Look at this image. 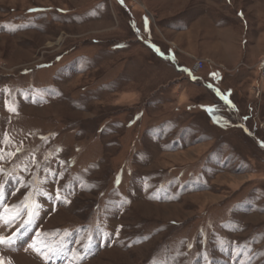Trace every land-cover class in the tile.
Returning a JSON list of instances; mask_svg holds the SVG:
<instances>
[{"label": "rangeland", "instance_id": "1", "mask_svg": "<svg viewBox=\"0 0 264 264\" xmlns=\"http://www.w3.org/2000/svg\"><path fill=\"white\" fill-rule=\"evenodd\" d=\"M262 142L264 0H0V264H264Z\"/></svg>", "mask_w": 264, "mask_h": 264}, {"label": "snow or ice", "instance_id": "2", "mask_svg": "<svg viewBox=\"0 0 264 264\" xmlns=\"http://www.w3.org/2000/svg\"><path fill=\"white\" fill-rule=\"evenodd\" d=\"M123 2V0H121V3ZM242 15V13L240 14ZM14 110V109H12ZM264 146V142H262V145ZM30 216L33 215V213L29 214ZM26 223H31V220L27 221ZM12 237H4V236H0V244H5V243H9L11 241Z\"/></svg>", "mask_w": 264, "mask_h": 264}, {"label": "built area", "instance_id": "3", "mask_svg": "<svg viewBox=\"0 0 264 264\" xmlns=\"http://www.w3.org/2000/svg\"><path fill=\"white\" fill-rule=\"evenodd\" d=\"M203 66V62H202V60H198V61H196V63L194 64V66L192 67V73L193 74H196L198 71H199V69H200V67H202Z\"/></svg>", "mask_w": 264, "mask_h": 264}]
</instances>
